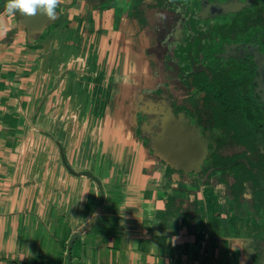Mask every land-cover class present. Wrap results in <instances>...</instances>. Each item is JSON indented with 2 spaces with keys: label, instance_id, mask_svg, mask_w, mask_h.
Instances as JSON below:
<instances>
[{
  "label": "crops",
  "instance_id": "crops-1",
  "mask_svg": "<svg viewBox=\"0 0 264 264\" xmlns=\"http://www.w3.org/2000/svg\"><path fill=\"white\" fill-rule=\"evenodd\" d=\"M71 2L38 34L0 12V264H68L69 240L89 222L73 264H250L264 214L241 217L214 186L180 184L133 130V89L150 80L138 24ZM56 141L73 169L102 180V207Z\"/></svg>",
  "mask_w": 264,
  "mask_h": 264
},
{
  "label": "flooded vegetation",
  "instance_id": "flooded-vegetation-1",
  "mask_svg": "<svg viewBox=\"0 0 264 264\" xmlns=\"http://www.w3.org/2000/svg\"><path fill=\"white\" fill-rule=\"evenodd\" d=\"M83 1L138 24L150 80L133 89L131 114L143 147L165 163L155 149L164 119L192 130L206 154L201 174L180 180L199 177L229 206L226 184L242 183L249 206L251 183L264 186V0Z\"/></svg>",
  "mask_w": 264,
  "mask_h": 264
},
{
  "label": "water",
  "instance_id": "water-1",
  "mask_svg": "<svg viewBox=\"0 0 264 264\" xmlns=\"http://www.w3.org/2000/svg\"><path fill=\"white\" fill-rule=\"evenodd\" d=\"M19 16V15H18ZM20 23L24 25L30 34H38L52 21L47 20L41 15H37L31 18H25L20 16ZM137 113L134 114L133 120L137 124ZM164 135L157 138L156 153L164 158L167 167L171 166L176 169L175 174L180 172L200 170L199 168L203 164L206 148L196 134L184 127L183 125H173L170 120L164 119ZM59 147L61 158L66 169L74 176L88 177L92 179L99 191H100V207L104 204L106 197L105 189L102 180L91 171H76L70 165L64 147L60 141H56ZM92 222H89L86 226L74 233L69 240L67 260L68 264H73L72 251L77 238L89 230ZM249 240V239H245ZM252 240V239H251ZM247 259L250 264H264V249L260 245H254L247 250Z\"/></svg>",
  "mask_w": 264,
  "mask_h": 264
},
{
  "label": "trees",
  "instance_id": "trees-1",
  "mask_svg": "<svg viewBox=\"0 0 264 264\" xmlns=\"http://www.w3.org/2000/svg\"><path fill=\"white\" fill-rule=\"evenodd\" d=\"M6 4H7V0H0V12L4 8L3 5H6ZM175 171H176V169L172 168L171 166L167 167V174L168 175L175 173ZM200 174H201V172L198 171L197 175H200ZM249 179H251V178H249ZM196 182H201L199 177H198V179H194L192 181L193 186L195 185ZM226 187L229 191L228 196L232 200L231 201L228 199L229 201L232 202L231 211H233L234 213H236L237 215H239L241 217L245 216L246 213L248 214L250 212H252L256 218H259L261 215L264 214V186H262V184L259 183L256 179H254V182L251 183V188L253 190V200L251 201L249 206H246V208L242 205V201H241L242 192L245 189L244 184H242V183H228V184H226ZM186 190H188V189L186 187L182 186L180 191L182 193V192H185ZM167 208H168V211L169 210L173 211V212H171V217L178 215V213H179L178 211L180 210L179 209L180 207L177 209L175 208V204H174L173 199L169 200ZM191 216H192V214L190 213L188 220H190V222L195 221L196 218H193ZM219 216H220V214H219ZM199 240H200V237H199Z\"/></svg>",
  "mask_w": 264,
  "mask_h": 264
},
{
  "label": "clouds",
  "instance_id": "clouds-1",
  "mask_svg": "<svg viewBox=\"0 0 264 264\" xmlns=\"http://www.w3.org/2000/svg\"><path fill=\"white\" fill-rule=\"evenodd\" d=\"M60 2L61 0H7L5 12L25 18L41 15L49 21H54ZM6 31V28H0V37L4 36Z\"/></svg>",
  "mask_w": 264,
  "mask_h": 264
},
{
  "label": "rangeland",
  "instance_id": "rangeland-1",
  "mask_svg": "<svg viewBox=\"0 0 264 264\" xmlns=\"http://www.w3.org/2000/svg\"><path fill=\"white\" fill-rule=\"evenodd\" d=\"M60 6V5H59ZM5 7H6V5H5ZM2 12V11H1ZM17 17H18V15H17ZM157 165L160 167L161 165H160V162L158 161V163H157ZM177 175H179V174H177ZM176 175V176H177ZM177 177H180V176H177ZM182 183V180L180 181V184ZM216 191H218V189H216ZM218 194H220V192H218ZM217 194V195H218Z\"/></svg>",
  "mask_w": 264,
  "mask_h": 264
}]
</instances>
